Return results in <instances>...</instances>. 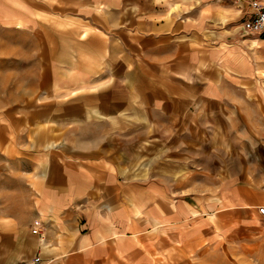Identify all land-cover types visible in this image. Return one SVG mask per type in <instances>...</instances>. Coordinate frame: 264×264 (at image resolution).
<instances>
[{"label": "crops", "instance_id": "1", "mask_svg": "<svg viewBox=\"0 0 264 264\" xmlns=\"http://www.w3.org/2000/svg\"><path fill=\"white\" fill-rule=\"evenodd\" d=\"M60 6L72 24L68 46L54 38L48 53L36 48L38 57L53 56L51 79L26 86L51 87L58 97L77 86L100 91V118L116 122L92 144L68 147L47 170L43 132L0 143V163L2 152L22 153L0 181V264L35 256L46 264H152L185 242L244 244L264 255L257 210L264 187L253 185L263 176L181 181L178 189L166 166V174L132 177L123 150L118 146L113 157L109 139L116 134L124 146L119 136L131 128L133 140L156 134L188 140L205 133L204 121L219 122L237 109L251 120L252 130L240 131L263 135L254 122L264 114V39L241 34L247 7L235 0H0V33L6 41L14 31L44 39L45 15L61 13ZM53 143L54 150L65 147Z\"/></svg>", "mask_w": 264, "mask_h": 264}, {"label": "rangeland", "instance_id": "2", "mask_svg": "<svg viewBox=\"0 0 264 264\" xmlns=\"http://www.w3.org/2000/svg\"><path fill=\"white\" fill-rule=\"evenodd\" d=\"M59 10V14L45 15L44 39L39 41L27 38V35L20 31H14L12 38L6 41L5 34L0 33V133L3 134L0 143L13 142V134H32L31 130L43 132L45 148L41 153L46 170L51 161L62 157L64 150H69L68 147L84 146L94 138H101V128L110 127L116 122L100 118V100L97 98L100 91L79 89L77 86L73 95L58 97L51 87H28L42 76V79H51L47 69L52 66L53 56L46 54L38 57L35 54L36 48L48 53L54 45V38L57 43L60 41L63 47L68 46L72 24L63 13L62 6ZM53 33H56V36ZM9 45L12 46L11 52L6 49V46L10 48ZM38 60L42 64L39 68L41 72L36 69ZM42 68H45L46 72H43ZM74 73L81 78L85 76L82 72ZM96 75L100 80L101 73ZM42 90L46 91L44 97H41ZM226 116L229 117L224 116L221 121H216L217 123L212 120L204 121L205 133L190 136L188 140L185 137L160 134L142 135L133 140L134 133L130 128L127 133L119 136L125 141L124 146L115 143L118 137L116 134L109 137L112 148L115 149L113 157L118 155L119 146L123 150L119 156H124L126 170H129L128 173L132 177L160 175L161 171L165 172L161 168L166 166L169 168L167 173L172 175L174 185L178 189L182 186L181 181H190L193 183L189 185L196 186V183L204 184L215 176L216 181L230 174L238 177H264V134L250 136L245 130L240 131L242 127L252 130L251 120L241 109L233 110ZM261 116L263 119L252 121L257 124L255 132H264V114ZM191 123L193 127L198 126L197 121L191 120ZM141 124L148 125L145 120H141ZM29 134L28 137L31 138ZM54 141L61 142L65 147L60 151L52 149L50 146L57 144L53 143ZM1 155L0 181H3L6 176H11L12 171L8 163L10 159L13 156L20 158L22 153L2 152ZM253 185L264 187V183ZM171 246L158 253L152 264H264L261 262V259L264 261V255L255 256L251 253V248L244 244L221 242L197 246L195 243L185 242Z\"/></svg>", "mask_w": 264, "mask_h": 264}, {"label": "built area", "instance_id": "3", "mask_svg": "<svg viewBox=\"0 0 264 264\" xmlns=\"http://www.w3.org/2000/svg\"><path fill=\"white\" fill-rule=\"evenodd\" d=\"M238 7L244 4L247 10L244 17H247L240 27V32L245 36H257L264 39V0H235ZM259 215L264 220V207L257 208ZM32 233H37L34 229ZM17 264H46L39 256H35L30 261H24Z\"/></svg>", "mask_w": 264, "mask_h": 264}]
</instances>
